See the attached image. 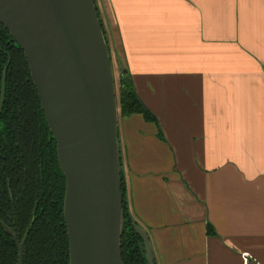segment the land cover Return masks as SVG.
Returning a JSON list of instances; mask_svg holds the SVG:
<instances>
[{"label": "crops", "instance_id": "1", "mask_svg": "<svg viewBox=\"0 0 264 264\" xmlns=\"http://www.w3.org/2000/svg\"><path fill=\"white\" fill-rule=\"evenodd\" d=\"M96 4L112 69L157 121L117 130L155 264H264V0Z\"/></svg>", "mask_w": 264, "mask_h": 264}, {"label": "water", "instance_id": "2", "mask_svg": "<svg viewBox=\"0 0 264 264\" xmlns=\"http://www.w3.org/2000/svg\"><path fill=\"white\" fill-rule=\"evenodd\" d=\"M0 24L23 51L65 178L69 264H123L118 104L94 0H0ZM125 73L126 70L122 69ZM18 248L24 244L0 221ZM148 264L149 237L136 227Z\"/></svg>", "mask_w": 264, "mask_h": 264}, {"label": "trees", "instance_id": "3", "mask_svg": "<svg viewBox=\"0 0 264 264\" xmlns=\"http://www.w3.org/2000/svg\"><path fill=\"white\" fill-rule=\"evenodd\" d=\"M100 25L107 38L94 0ZM1 69L7 65L4 108L0 118V221L25 241L23 264H69L63 217L65 178L56 143L40 107L23 51L0 24ZM119 107L122 118L141 115L157 121L137 95L126 70L120 76ZM158 134L161 131L158 128ZM124 234L123 264H148L142 237L128 210L121 172ZM208 232L215 234L212 227ZM0 264H18V248L0 226Z\"/></svg>", "mask_w": 264, "mask_h": 264}, {"label": "flooded vegetation", "instance_id": "4", "mask_svg": "<svg viewBox=\"0 0 264 264\" xmlns=\"http://www.w3.org/2000/svg\"><path fill=\"white\" fill-rule=\"evenodd\" d=\"M1 52L2 49L0 47V58H1ZM1 63V59H0ZM7 65L5 66L4 69H1V64H0V118L1 114L4 108V102H5V91H6V73H7Z\"/></svg>", "mask_w": 264, "mask_h": 264}, {"label": "rangeland", "instance_id": "5", "mask_svg": "<svg viewBox=\"0 0 264 264\" xmlns=\"http://www.w3.org/2000/svg\"><path fill=\"white\" fill-rule=\"evenodd\" d=\"M113 60H115V59L112 57V61ZM112 73H113V80H114V84H115V88H116V96H117V104H118V112H119L118 113V121H122L123 118L120 115V107H119V86H120V76L122 74V69H119V66L115 65V69H112Z\"/></svg>", "mask_w": 264, "mask_h": 264}, {"label": "built area", "instance_id": "6", "mask_svg": "<svg viewBox=\"0 0 264 264\" xmlns=\"http://www.w3.org/2000/svg\"><path fill=\"white\" fill-rule=\"evenodd\" d=\"M244 261H245V263H247V258L246 257L244 258Z\"/></svg>", "mask_w": 264, "mask_h": 264}]
</instances>
